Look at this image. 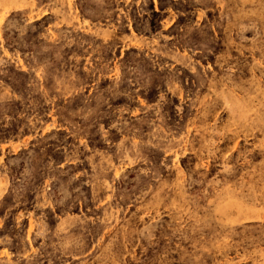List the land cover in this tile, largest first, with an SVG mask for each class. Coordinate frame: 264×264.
Wrapping results in <instances>:
<instances>
[{"label": "rangeland", "instance_id": "obj_1", "mask_svg": "<svg viewBox=\"0 0 264 264\" xmlns=\"http://www.w3.org/2000/svg\"><path fill=\"white\" fill-rule=\"evenodd\" d=\"M0 264H264V0H0Z\"/></svg>", "mask_w": 264, "mask_h": 264}]
</instances>
